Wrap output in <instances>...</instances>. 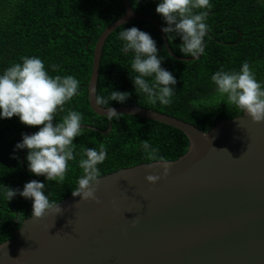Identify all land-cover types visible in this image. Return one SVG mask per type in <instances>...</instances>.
Returning <instances> with one entry per match:
<instances>
[{
  "label": "water",
  "instance_id": "obj_1",
  "mask_svg": "<svg viewBox=\"0 0 264 264\" xmlns=\"http://www.w3.org/2000/svg\"><path fill=\"white\" fill-rule=\"evenodd\" d=\"M122 1L125 14L102 32L94 49L88 101L100 116L106 111L95 105L102 50L121 25L150 20L170 55L193 60L175 55L158 22ZM113 108L180 130L189 141L187 152L100 176L93 185L98 203L70 194L58 202L61 213L28 217L0 244V264H264V121L253 122L243 112L203 132L152 109ZM149 174L161 179L149 183Z\"/></svg>",
  "mask_w": 264,
  "mask_h": 264
},
{
  "label": "trees",
  "instance_id": "obj_2",
  "mask_svg": "<svg viewBox=\"0 0 264 264\" xmlns=\"http://www.w3.org/2000/svg\"><path fill=\"white\" fill-rule=\"evenodd\" d=\"M129 3L135 13L166 26L155 11L158 0H129ZM211 4L206 55L198 60L170 55L160 30L150 20L134 18L115 29L103 46L96 95L107 97L112 89L127 91L131 95L126 103L112 101L110 106L152 109L190 122L203 132L222 120L240 116L244 111L228 103L216 90L211 76L221 68L238 71L242 62L248 61L256 79L264 84V0H211ZM125 12L122 0H0V72L21 62L23 56H37L45 62L50 75H73L80 81V94L64 105L65 111L57 114L56 121H61L69 109L83 114L82 125L94 131L83 127V134L74 144L77 152L86 148L98 150L101 144L105 145L108 156L99 165L100 176L141 163L176 160L189 146L188 138L176 128L127 114L109 121L94 113L89 105L88 84L96 43L102 32ZM133 26L150 33L157 41L161 55L165 56L162 67L173 72L177 79L169 105L152 104L146 96L135 92L130 79L132 55L122 54V42L118 39L121 30ZM166 42L175 55L185 57L179 50V38ZM53 65L60 70L54 71ZM35 131L38 127L26 126L15 116L0 120V190L3 186L22 190L25 183L39 180L46 183L50 200L58 203L78 186L82 175L79 156L69 161L62 183L47 182L43 176L33 175L27 168V150H20L15 159L13 149L21 141L22 133ZM145 142L158 149L162 159H148L143 149ZM31 213V200L17 195L7 201L0 196V244L12 238Z\"/></svg>",
  "mask_w": 264,
  "mask_h": 264
},
{
  "label": "clouds",
  "instance_id": "obj_3",
  "mask_svg": "<svg viewBox=\"0 0 264 264\" xmlns=\"http://www.w3.org/2000/svg\"><path fill=\"white\" fill-rule=\"evenodd\" d=\"M211 8V0H158L155 11L166 25L161 27V31L167 41L172 43L179 38V50L183 56L198 60L206 55L205 38L210 31L207 19ZM118 39L122 42V54L132 55L130 79L135 92L146 96L152 104H171L177 79L173 72L162 67L165 56L161 55L157 41L150 33L135 26L121 30ZM52 69L60 70L57 65ZM211 80L228 103L247 113L253 122L264 121V84L256 79L248 61L242 62L238 71L219 69ZM80 88V81L75 76H52L41 58L23 56L21 62L13 63L0 72V120L15 116L26 126L38 127V131L32 134H21V141L13 149V158L18 159L16 153L20 150H27L25 159L29 172L43 176L47 182L62 183L70 167L69 161L79 156L78 166L82 175L72 195L98 203L93 185L100 178L99 165L107 159V148L101 144L98 150L86 148L77 152L74 141L84 131L81 112L69 109L61 121H56L57 114L65 111L64 105L80 94ZM130 95L127 91L112 89L107 97L95 95V105L106 109L103 116L109 121L119 120L121 114L110 103H126ZM87 130L94 131L92 128ZM143 149L148 159H162L158 156V149L149 143L145 142ZM163 167V174L167 175L169 166L164 164ZM145 178L155 184L161 176L149 174ZM17 195L32 201L31 215L34 218H40L53 209L61 213L58 203L50 200L45 182L31 180L24 184L22 190L10 186H3L0 190V196L7 201Z\"/></svg>",
  "mask_w": 264,
  "mask_h": 264
}]
</instances>
